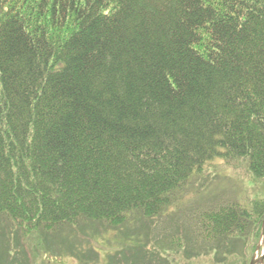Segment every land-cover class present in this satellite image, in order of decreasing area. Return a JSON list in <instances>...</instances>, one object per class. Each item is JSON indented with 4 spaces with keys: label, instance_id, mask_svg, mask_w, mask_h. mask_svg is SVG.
Masks as SVG:
<instances>
[{
    "label": "trees",
    "instance_id": "1",
    "mask_svg": "<svg viewBox=\"0 0 264 264\" xmlns=\"http://www.w3.org/2000/svg\"><path fill=\"white\" fill-rule=\"evenodd\" d=\"M263 220L264 0H0V264H251Z\"/></svg>",
    "mask_w": 264,
    "mask_h": 264
},
{
    "label": "rangeland",
    "instance_id": "2",
    "mask_svg": "<svg viewBox=\"0 0 264 264\" xmlns=\"http://www.w3.org/2000/svg\"><path fill=\"white\" fill-rule=\"evenodd\" d=\"M240 171H241V169H240ZM239 171V172H240ZM231 176L233 177V176H235V174L234 173H232L231 174ZM224 179H227L226 177H225V175H224V177H223ZM234 179L236 180V177H234ZM246 180H248V177L246 176ZM224 185H226V186H224V188H218L216 191H214L213 192V195H214V193H216L218 196H223V192H224V190H227V189H230V188H232L233 186L230 184V182L227 180V181H225L224 180ZM168 232H171V231H168ZM141 234H142V236L144 235L145 237H146V232H144L143 230L141 231ZM108 237V240H105L102 244H104L105 245V250H101V252H100V254H101V259H100V263L99 264H106V254L107 253H113V252H115L116 251V248L119 246V244H117V243H114L113 241H116L117 240V235L115 234V233H111V235H108L107 236ZM110 242V243H109ZM111 242H112V244H111ZM120 245L122 246V243H120ZM97 248H98V250L100 251V247L98 246V245H95ZM170 252H172V251H170ZM173 254H175L174 252H172ZM256 256H260L259 255V253H256ZM100 258V256L98 257V259ZM177 258L180 260V262L183 264H186V262H185V260H184V258H183V255H177ZM97 259V260H98ZM203 261H206V260H208L209 259V257L207 258V256H204L203 257ZM63 264H78V260L76 259V258H74V257H68V258H63ZM91 264H93V263H91Z\"/></svg>",
    "mask_w": 264,
    "mask_h": 264
},
{
    "label": "water",
    "instance_id": "3",
    "mask_svg": "<svg viewBox=\"0 0 264 264\" xmlns=\"http://www.w3.org/2000/svg\"><path fill=\"white\" fill-rule=\"evenodd\" d=\"M262 226H263V228H262V237H263V239H262V242H261V248H263L262 249V253H261V255L258 257V256H254L252 259V261H251V264H264V220H263V223H262Z\"/></svg>",
    "mask_w": 264,
    "mask_h": 264
}]
</instances>
